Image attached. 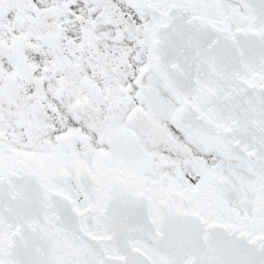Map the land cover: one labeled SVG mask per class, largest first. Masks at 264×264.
I'll return each instance as SVG.
<instances>
[{
  "label": "snow or ice",
  "instance_id": "1",
  "mask_svg": "<svg viewBox=\"0 0 264 264\" xmlns=\"http://www.w3.org/2000/svg\"><path fill=\"white\" fill-rule=\"evenodd\" d=\"M0 264H264V0H0Z\"/></svg>",
  "mask_w": 264,
  "mask_h": 264
}]
</instances>
